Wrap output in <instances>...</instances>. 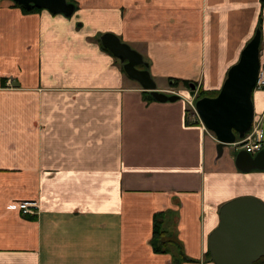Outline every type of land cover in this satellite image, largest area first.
Listing matches in <instances>:
<instances>
[{"label": "crops", "instance_id": "crops-1", "mask_svg": "<svg viewBox=\"0 0 264 264\" xmlns=\"http://www.w3.org/2000/svg\"><path fill=\"white\" fill-rule=\"evenodd\" d=\"M76 1L67 17L0 0V264H174L152 245L159 211L173 212L167 221L192 259L183 264H216L208 241L221 206L264 201V169L240 170L233 145L219 156L188 107L190 88L172 79L195 83L196 99L219 91L260 18L264 66V3ZM106 32L181 98L149 100L103 48ZM253 99L264 139V87ZM24 200L38 212L23 213Z\"/></svg>", "mask_w": 264, "mask_h": 264}, {"label": "water", "instance_id": "water-1", "mask_svg": "<svg viewBox=\"0 0 264 264\" xmlns=\"http://www.w3.org/2000/svg\"><path fill=\"white\" fill-rule=\"evenodd\" d=\"M27 8L37 6L52 13L72 17L76 5L69 0H13ZM264 1V0H262ZM102 45L124 65L129 77L138 81L143 90L161 102L177 101L179 94L160 91L143 55L122 41L113 32L101 35ZM262 31L257 29L247 43L240 59L232 65L216 96L196 99L198 117L214 133L221 156L225 148L243 138L255 119L253 94L261 64ZM197 85H190V95H196ZM236 165L244 171L264 169V147L256 154L241 149ZM219 225L209 235V251L216 264H254L264 257V201L256 196H240L224 203L219 211Z\"/></svg>", "mask_w": 264, "mask_h": 264}, {"label": "trees", "instance_id": "trees-1", "mask_svg": "<svg viewBox=\"0 0 264 264\" xmlns=\"http://www.w3.org/2000/svg\"><path fill=\"white\" fill-rule=\"evenodd\" d=\"M70 2L74 3L76 5V10L79 8L78 2L76 0H69ZM15 2V1H14ZM264 3V1H262ZM15 5L20 7L23 12L25 13H32L42 10V8H39L37 6H33L31 8H27L17 2H15ZM258 29H262V19L260 18ZM99 41H101V38H99ZM103 46V45H102ZM103 48L107 51H110L109 49ZM173 86H180L183 85L186 88H190V85L192 82L185 79H178L174 78L172 79ZM198 96L197 98H202L204 96H216L219 91L206 93L204 90H198ZM146 94V97L149 100H156L150 91H144ZM173 214L172 211H159L155 213L154 215V230H153V238H152V245L154 247L155 252L164 253V252H172L173 254V263L174 264H183L184 262L192 261V259L188 258L184 251L182 250V245L180 240L177 238L175 232L170 227V222L167 221L169 219V216ZM209 256L211 257V254L209 252ZM254 264H264V257L259 259Z\"/></svg>", "mask_w": 264, "mask_h": 264}, {"label": "built area", "instance_id": "built-area-1", "mask_svg": "<svg viewBox=\"0 0 264 264\" xmlns=\"http://www.w3.org/2000/svg\"><path fill=\"white\" fill-rule=\"evenodd\" d=\"M9 82H11L10 79H9L8 83ZM263 87H264V66H262L260 69L255 89L263 88ZM169 94L181 95L179 93V91H176V90H170ZM196 94H197V91H196ZM187 101H188V104H190L191 108L194 110L195 114L198 116L197 111H196V106H195L196 95H194V96L190 95V97H187ZM198 119H199V117H198ZM204 128L207 130V132L211 136L216 138L213 132L209 131L205 126H204ZM232 145L237 149H245L249 153H252V154H256L258 151L263 149L264 139H263V128L261 125V121H259V120L257 121L256 119H254L252 128L245 135V137L238 138L237 141ZM20 208H21L22 212L25 214L26 213H29V214L37 213L38 209H39V204H38V201H36V200H31V201L24 200V201L20 202Z\"/></svg>", "mask_w": 264, "mask_h": 264}, {"label": "rangeland", "instance_id": "rangeland-1", "mask_svg": "<svg viewBox=\"0 0 264 264\" xmlns=\"http://www.w3.org/2000/svg\"><path fill=\"white\" fill-rule=\"evenodd\" d=\"M74 15H78V13H75ZM83 23H84V21H83L82 19H78V22H77L78 25H81V24H83ZM178 88H186V87H182V86H180V87H178ZM185 90H186V89H185ZM187 90H189V89H187ZM188 107H189L191 110H193V109L191 108L190 104H188Z\"/></svg>", "mask_w": 264, "mask_h": 264}]
</instances>
